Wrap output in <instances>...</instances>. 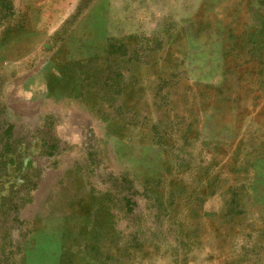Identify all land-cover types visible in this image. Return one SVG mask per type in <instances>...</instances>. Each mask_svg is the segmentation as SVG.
Instances as JSON below:
<instances>
[{
    "label": "rangeland",
    "instance_id": "374dc122",
    "mask_svg": "<svg viewBox=\"0 0 264 264\" xmlns=\"http://www.w3.org/2000/svg\"><path fill=\"white\" fill-rule=\"evenodd\" d=\"M0 264H264V0H0Z\"/></svg>",
    "mask_w": 264,
    "mask_h": 264
}]
</instances>
